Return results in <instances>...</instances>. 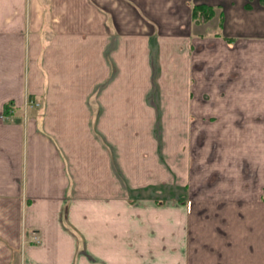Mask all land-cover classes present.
Masks as SVG:
<instances>
[{"label": "crops", "instance_id": "obj_1", "mask_svg": "<svg viewBox=\"0 0 264 264\" xmlns=\"http://www.w3.org/2000/svg\"><path fill=\"white\" fill-rule=\"evenodd\" d=\"M193 1L85 0V6L70 7L49 0L50 6L32 3L28 9V0H0L4 14L0 15V264H75L87 241L88 250L106 264L104 244L107 239L115 241L109 234L118 232L120 240L128 235L127 205L138 208L152 201L160 206L168 200L184 209L168 213L169 227L164 230L168 253L161 256L159 251L152 261L160 258L158 263L165 264L166 257L175 259L168 264H264V0L195 1L214 7L218 18L211 24L221 27L216 36L226 40L199 58V70L192 67L198 61L184 66L186 93L172 101L183 106L189 124L199 119L205 124L199 134L192 130L182 134L188 142L199 135L200 177L195 179L197 164L187 178L186 168L174 162L172 169L184 178L177 181L172 174L171 180H160L158 162L155 180L137 186L150 185L154 189L150 196L129 195L131 185L124 175L126 193L112 190L118 180L112 175L111 139H120L116 134L126 131L128 118L142 124V132L145 121L162 116L144 101L139 68L145 50L159 60L164 39L201 36L193 29L198 26L192 17ZM9 10L13 13L6 15ZM32 13L44 27L39 35H27ZM79 17H86L89 24L83 31L73 29ZM122 41L125 45H115ZM83 55L87 65L79 67L75 62ZM29 91L40 98V110L35 108L39 114L30 117L33 122L24 112ZM73 91L80 92L71 97L77 102L63 104L70 102L65 92ZM10 100L14 105L7 115L4 106ZM225 102L230 109L224 110ZM168 103L164 105L170 107ZM165 113L167 118L176 116L171 110ZM225 115L233 124L231 131L219 125ZM38 117L43 124L40 131L35 127ZM82 168L89 171L86 177L78 172ZM165 184L168 190L177 185L188 192L169 193L166 200L159 195ZM80 187L88 188L87 213L75 209L73 191ZM120 200L125 210L118 216L105 210ZM82 218L89 219L91 229L84 227ZM99 235L107 238L101 240ZM180 236L182 244H176ZM97 243L103 249L96 248Z\"/></svg>", "mask_w": 264, "mask_h": 264}, {"label": "rangeland", "instance_id": "obj_2", "mask_svg": "<svg viewBox=\"0 0 264 264\" xmlns=\"http://www.w3.org/2000/svg\"><path fill=\"white\" fill-rule=\"evenodd\" d=\"M48 1L49 0H32V1L28 0V9H30V4L32 3L34 5L36 3L43 7L50 6ZM59 1L65 3V6H70V7L86 5L85 0H59ZM195 1L191 2L192 17H193V8H195V5L200 4L197 3L198 1L197 2ZM33 4L31 6L32 8L34 7ZM12 13L13 10H9L5 12L6 15H10ZM32 14H33L32 19L29 20V14L27 18V26H26V30L28 32L27 35H29V33L33 34L34 32H38L37 34L39 35L40 30L44 29V27H42L40 23L37 22L38 17H35V13ZM65 14L70 15L71 12H67ZM0 15H2V12H0ZM215 17H217L215 9H214V15L209 19H205L206 15L204 14L196 17V19L195 17H193V20H195V23L198 25L193 29L201 32L202 33L201 36H199V34H193L191 39L188 38L164 39L160 44L159 60L156 55L153 56V52L150 53L149 50L147 52H146L147 49L145 50V54H144L145 62L144 65L141 66L142 68H139L140 72L142 73L143 81L145 84V90L143 91L144 101L152 109H154L155 112H159V114L161 112L162 116L158 117L160 118L159 120L156 117H152V119L154 120L145 121L144 124L146 129L144 128V131L142 132L148 130V133L146 132L143 135H141L142 132L139 129L140 125L142 124L136 122H130L129 120H131V118H128V122L126 124V131L122 130L121 136L120 133L116 134V136L120 137V139L119 138L111 139L112 143L110 146L112 147V150H114L116 153L113 154L114 162L112 167L113 168L112 175L114 176L115 180H118L117 184L113 186L112 190H115L121 194L126 193V189L124 188V182H125L124 176H126L127 177L126 181H128L129 185H131L128 186L129 195H134V193H136L139 195L141 194L144 197L150 196V191L154 190L153 188H151L150 185L141 188H138L137 186L139 184H144L146 182L152 181V179L155 180V178H152V176H156L157 174L155 172L153 174V169L157 167L158 162L161 167V170L159 171L160 180H165V179L171 180V178H173V175L175 177L177 176V178L175 179L177 181L178 180L180 181V179L184 178V176L179 175L180 172H178V169L177 171L172 169L174 162L178 165L177 166L178 168H182V170L186 168L187 175L185 176H187V178L190 177V176L188 177V175H190L191 172L193 173V169L197 164V170H196L197 173H195L196 174L195 179H198L200 177L199 168H200L201 153L197 144V142H200L198 138L199 135L196 134L195 135L196 138H193L190 142H188L187 139L186 140L183 139L182 134L184 133V131H189V130L190 131L192 130L194 133L199 134L201 130H205V124L201 122L200 119L193 120V122L189 124V122H187L185 118V115L182 113L183 106H177V105L174 106L172 105V101L175 98L182 99L184 93H186L183 84L185 85L187 83L188 73L186 74L184 66L187 65L189 62H191L194 65V62L198 61L199 64H196L192 67H195L196 71L199 70L200 69L199 58L202 55H204L206 52L210 55L211 52H214L215 50L219 49L221 47L220 45L225 44L226 41L225 39H219V36H216V32H221L220 30L221 27L217 26L216 24H211L214 22L213 19H215ZM85 18L86 17L77 18V21L73 22V29H79L83 31L85 30L83 29V27L88 28L89 24L87 20H85ZM43 24L45 25L46 21ZM204 24L207 25L205 26ZM230 39L231 38H229V40ZM114 43H115V39L113 40V46ZM125 43H126L125 41H122L121 43L119 42L116 43L115 45H119V44L125 45ZM188 51H192L191 52L192 56L190 58L187 57ZM83 56L84 57L82 58L80 56L77 62H75L79 65V67L82 66L85 67L87 65V56L85 55ZM158 62L161 66L160 73H159ZM129 67H131V64H129ZM113 68L119 70V66L115 62L113 63ZM127 79H129L128 75H127ZM158 83L160 84V89L158 87ZM176 84H179V86H177ZM74 93L76 95L80 94V92L78 91L65 92V95L67 97L66 100L70 102H63V104L73 105L74 102H77V99L73 101L71 98ZM135 93L139 95L141 91H135ZM37 98L38 100L36 99L34 94L30 93V91L25 96L24 112L25 115H27V117L29 118V120H31L30 117L33 118L39 114V112L35 109L36 107H39V102H40L39 96H37ZM168 101L171 104L170 107L169 106L166 107L164 105V103ZM41 103L42 104L45 103L44 98L41 99ZM218 108L221 109L222 107L219 106ZM38 109L40 110V107ZM228 109L230 108H228L227 103L225 102L224 110H228ZM165 110L166 111L171 110V114L173 113L174 115L176 113V116H168L167 118V116L165 115L166 114ZM36 119H37L35 124L36 129L39 131L41 129L43 130L41 117H38ZM13 120L14 118L8 120V122ZM17 120L23 124L24 119L22 117H18ZM31 122L33 121L31 120ZM220 124L222 125V129L224 131H231L233 129V124L226 115H225V122L219 123V125ZM189 126H191L190 129ZM211 126H213V124ZM245 127H246L245 124L240 126V128H244V129ZM124 132L126 133L124 134ZM187 142H188V146L186 145ZM196 147L198 148L196 149ZM120 159L122 165H120L119 163ZM124 164H126L125 166L127 167L126 172L123 171L122 169ZM173 171H175L176 174ZM78 172L81 175V177H86V175H88L89 173V171L85 170V168H82ZM175 186L176 187L169 188V190H168L169 186H167V184H165V186H161L159 190L160 197L162 198L164 196L167 200L169 198V195L174 194L180 196L185 194L184 192L186 193L188 192L187 188L183 186H177V185ZM87 189H88L87 187H80L78 189L76 188V190L73 191V194L76 196L75 209L77 207V210L80 211L85 210L84 212L86 213L87 210H89L90 208L87 200H85V194H87ZM150 199H144V200H150ZM122 201L123 200H120L119 202L112 201L110 205H108L110 206V208H107L105 210L106 211L114 210L118 216L120 211L125 210L124 207L125 204ZM183 209H184L183 206L178 205L170 200L161 202L160 206L154 205L152 201H144L140 205H138V208L137 206L127 205V217L129 223L128 235L127 237L122 236L124 239L122 238V240H120V236L118 232L117 234L114 235H112V232L111 235L109 234V237L113 236L115 238V241L107 239L108 241L104 244L106 251H102V253L103 256L107 259L106 264H159L158 260L160 258L158 260H155V262L152 261V259L153 257L156 258L158 257L159 251L161 253V256H167L166 254L168 253V251L166 247L168 248L167 246L168 238L164 230H166L167 227H169V224H167V219H166L168 217V213H172L177 210L182 212ZM159 212L160 214H162L161 216L158 215ZM80 220L85 224H87V220L89 221V219H85V218H82ZM116 221L118 222V220ZM157 221L158 222L160 221L159 225ZM116 226H119V223H116ZM84 227L86 229H91V225L89 224L84 225ZM170 227L173 228L174 226L170 225ZM122 228H123V220H122ZM135 228L138 230L136 231ZM160 229L162 230V234L160 233ZM117 230H119L118 227ZM99 236L101 240L107 238V236H103V235H99ZM99 236L98 237L96 236L97 239H99ZM36 238L37 236H34V239ZM182 241H183L182 236H180L176 244H182ZM97 244L95 245L96 248L103 249L102 246ZM85 245H86L85 248L81 249L78 252V260H76L75 264H89L95 262L98 263L99 262L98 257L93 255L95 252L93 253L88 250V241L85 243ZM171 253L174 256L175 250H173ZM96 254H100V251H96ZM179 254L180 252L176 251V255L178 256ZM104 257H102V259H104ZM174 260L175 259L170 258V260L168 261V259L166 260L165 257V261H166L165 264H168V262L172 263ZM100 262L99 264H101Z\"/></svg>", "mask_w": 264, "mask_h": 264}, {"label": "trees", "instance_id": "obj_3", "mask_svg": "<svg viewBox=\"0 0 264 264\" xmlns=\"http://www.w3.org/2000/svg\"><path fill=\"white\" fill-rule=\"evenodd\" d=\"M202 14L206 15L205 19L211 18L214 15L213 7H211V5H208V4L195 5V8H193V17H195V19H196V17H198ZM13 103L14 102L12 100L5 103V106H4L5 114L8 115V114L12 113V108L14 105Z\"/></svg>", "mask_w": 264, "mask_h": 264}]
</instances>
